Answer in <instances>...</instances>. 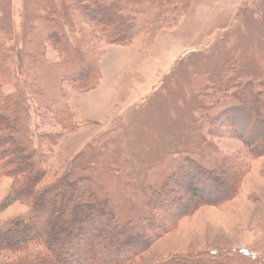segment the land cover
<instances>
[{"label": "rangeland", "instance_id": "1", "mask_svg": "<svg viewBox=\"0 0 264 264\" xmlns=\"http://www.w3.org/2000/svg\"><path fill=\"white\" fill-rule=\"evenodd\" d=\"M81 1L93 0H0V66L9 68L8 91L27 100L24 114L34 145L46 153L45 185L67 171L82 174L85 159L100 151L106 153L105 161L128 158L134 165L132 174L148 173L153 164L169 161L170 152L194 143L190 115L199 101L198 89L205 85L202 81L198 86L197 74L213 73L229 62L237 70L244 66L248 74L264 71V0H102L120 4L124 15L135 18L131 42L126 45L108 43L103 28L75 8ZM44 8L64 25L75 47L88 50L91 57L95 47L101 49L94 89L81 92L67 87L62 79L66 72L62 54L51 46L45 47L44 62L30 59L40 37L34 27L36 16ZM84 59L89 61V55ZM62 85L66 93L73 91L68 102L71 122L66 128L52 121L46 124L36 113L43 102H54ZM252 120L240 129L250 131ZM220 129L225 130L222 125ZM45 133H55L56 142L40 143ZM212 142L246 166L235 195L221 204L199 206L180 218L130 264H159L198 253L229 252L240 260L234 264L247 261L246 253L264 256V156H250L236 137ZM257 143L263 141L259 138ZM176 161L167 163L166 175L172 174ZM100 171L96 168V173ZM187 182L184 177L182 186ZM13 185L11 177L0 175V229L33 211L14 196ZM185 199L189 203V193ZM169 208L167 218L166 212L159 215L160 224L168 223L174 214V207ZM42 248L35 245L30 251Z\"/></svg>", "mask_w": 264, "mask_h": 264}, {"label": "trees", "instance_id": "2", "mask_svg": "<svg viewBox=\"0 0 264 264\" xmlns=\"http://www.w3.org/2000/svg\"><path fill=\"white\" fill-rule=\"evenodd\" d=\"M88 2L86 5L81 1L75 8L103 28L108 43L131 42L135 18L124 15L120 4ZM43 10L42 14L47 13L36 16L37 24H33L40 37L37 35V47L30 59L44 62L45 47L51 46L62 54L61 66L66 70L63 83L81 92L94 89L101 49L95 47V57H91L88 50L75 47L64 25L49 15V8ZM86 55L89 61L84 59ZM231 65L229 62L213 73L196 75L198 86L202 81L205 85L198 89L195 97L199 101L190 115L194 143L170 152L169 161L153 164L148 173L135 175L130 173L134 165L128 158L105 161L106 153L100 151L91 160L85 159L82 174L67 171L47 185L46 153L34 145L24 114L27 100L8 91L10 84L5 77H10L9 68L0 66V175L11 177L14 196L33 207L31 215L0 229V264H130L180 218L199 206L221 204L232 198L246 166L236 156L220 151L212 139L236 137L250 156H264V71L252 75L244 66L237 70ZM63 90L64 86H59L54 102H43L36 113L44 123L52 121L66 128L71 122L68 102L73 91ZM248 118L257 119L245 132L240 125L250 123ZM221 125L229 133L221 130ZM259 138L263 144L257 143ZM56 139L55 133L39 137L45 145ZM175 160L172 174L166 175L167 163ZM96 168L101 171L96 173ZM184 177L188 182L183 187ZM179 190L183 193L176 195ZM188 193L189 203L185 199ZM171 205L174 214L170 221L160 224L159 215L166 212L167 218ZM35 245L43 248L33 253L30 249ZM246 254L249 257L247 261L241 259L243 264H264V256ZM236 256L229 252L213 256L198 253L171 257L159 264H234L240 261L232 258Z\"/></svg>", "mask_w": 264, "mask_h": 264}]
</instances>
